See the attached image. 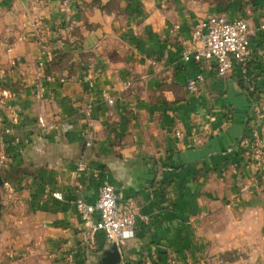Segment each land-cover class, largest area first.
<instances>
[{
  "label": "crops",
  "instance_id": "crops-1",
  "mask_svg": "<svg viewBox=\"0 0 264 264\" xmlns=\"http://www.w3.org/2000/svg\"><path fill=\"white\" fill-rule=\"evenodd\" d=\"M214 2L74 0L63 10L60 0H0V117L11 125L19 112L2 147L0 229L13 233L17 264H100L110 244L81 246L74 202H94L104 183L138 213L119 264L150 252L159 264L172 253L182 264H264V179L240 145L250 107L264 106V32L252 36L248 64L224 77L213 61L181 60L194 23L223 13L256 28L264 0ZM44 70L52 78L37 99ZM39 115L66 126L42 134ZM258 133L264 146V112Z\"/></svg>",
  "mask_w": 264,
  "mask_h": 264
},
{
  "label": "built area",
  "instance_id": "built-area-1",
  "mask_svg": "<svg viewBox=\"0 0 264 264\" xmlns=\"http://www.w3.org/2000/svg\"><path fill=\"white\" fill-rule=\"evenodd\" d=\"M74 0H60L63 10L67 9ZM257 31L264 32V23L259 27L251 28L245 19L238 17L228 18L223 13H212L200 19L191 26L190 36L193 46L181 52V60H193L196 63L206 61L214 62V70L217 76L224 77L234 68H244L251 59L250 43L252 36ZM46 51H42L38 57V67H46L48 60ZM52 76L45 70L35 84L34 96L42 99L44 94L43 80H51ZM97 74L87 69L83 81L89 87H93ZM203 80L201 73L188 79L186 89L188 92H196L199 83ZM108 99V103H112ZM264 106L256 103L250 107L248 120L249 132L246 137L240 139V145L244 148V154L248 162L253 166L256 175L264 179V146L258 133V128L263 116ZM11 125L4 122L0 117V139L2 147L5 137L12 135L14 125L19 121V112L15 109L10 111ZM38 130L43 134L57 125L66 126L56 119L47 121L42 115L36 119ZM177 138L180 131L174 132ZM41 135V134H40ZM42 136V135H41ZM13 141L19 144L20 137L14 136ZM26 142V141H25ZM90 145V141H86ZM10 158L3 149L0 151V167L5 168ZM55 197L60 198L58 193ZM75 208L81 221L80 243L85 250L96 251L98 249V237L102 236L108 244L116 243L118 247L127 239L135 236L137 209L129 202H121L113 187L104 183L94 202H87L83 198H76ZM67 260H72L69 254ZM123 264V262H122ZM125 264V263H124ZM139 264H159V257L156 252L146 253ZM169 264H182L175 253L169 255Z\"/></svg>",
  "mask_w": 264,
  "mask_h": 264
},
{
  "label": "rangeland",
  "instance_id": "rangeland-1",
  "mask_svg": "<svg viewBox=\"0 0 264 264\" xmlns=\"http://www.w3.org/2000/svg\"><path fill=\"white\" fill-rule=\"evenodd\" d=\"M198 2L206 4L215 3V0H197ZM2 150V140L0 139V151ZM8 225H6L7 227ZM13 233L9 232L8 229H0V264H17L16 259L18 256L16 254H11V252H15L14 248L12 247V243L10 241ZM227 258H233V253H228Z\"/></svg>",
  "mask_w": 264,
  "mask_h": 264
},
{
  "label": "water",
  "instance_id": "water-1",
  "mask_svg": "<svg viewBox=\"0 0 264 264\" xmlns=\"http://www.w3.org/2000/svg\"><path fill=\"white\" fill-rule=\"evenodd\" d=\"M4 184V178L0 170V188ZM1 198V197H0ZM1 210V203H0ZM121 262V255L119 247L116 243H111L107 249L102 252L100 264H119Z\"/></svg>",
  "mask_w": 264,
  "mask_h": 264
},
{
  "label": "trees",
  "instance_id": "trees-1",
  "mask_svg": "<svg viewBox=\"0 0 264 264\" xmlns=\"http://www.w3.org/2000/svg\"><path fill=\"white\" fill-rule=\"evenodd\" d=\"M13 174V170H8V171H5V180L7 181H9V180H11V175Z\"/></svg>",
  "mask_w": 264,
  "mask_h": 264
}]
</instances>
